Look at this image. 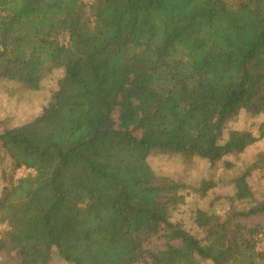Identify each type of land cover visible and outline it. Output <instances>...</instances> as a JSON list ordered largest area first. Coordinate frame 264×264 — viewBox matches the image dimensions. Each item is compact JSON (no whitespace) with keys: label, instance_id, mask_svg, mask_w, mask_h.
<instances>
[{"label":"trees","instance_id":"1","mask_svg":"<svg viewBox=\"0 0 264 264\" xmlns=\"http://www.w3.org/2000/svg\"><path fill=\"white\" fill-rule=\"evenodd\" d=\"M55 89L31 121L0 133L13 169L0 194V254L17 264H264L254 230L264 213L247 178L232 180L229 217L199 211L196 239L173 213L194 189L159 177L154 153L232 165L264 140L226 130L264 117V0H0V79ZM235 203L247 205L236 211ZM164 240L162 249L153 243ZM152 244V245H151Z\"/></svg>","mask_w":264,"mask_h":264},{"label":"rangeland","instance_id":"2","mask_svg":"<svg viewBox=\"0 0 264 264\" xmlns=\"http://www.w3.org/2000/svg\"><path fill=\"white\" fill-rule=\"evenodd\" d=\"M238 1V0H237ZM61 75L59 70L48 75L39 91H30L23 85L0 79V133L5 129L19 127L36 117L48 100L50 93L55 89L56 80ZM264 119L263 116L254 117L248 113L241 112L236 118L226 124V130H245L257 135L259 124ZM264 154V140H261L245 150L241 155L228 156L224 161L232 165L230 170H226L223 163L217 164L213 169L204 160L195 158L186 162L178 155L166 153L151 154L147 161L152 170L163 178H168L176 182L184 183L194 189L199 188L202 181L212 182L214 188L208 191L202 198L199 194L190 191L185 196L184 202L173 213L171 221L181 223L185 230L198 240H203L206 236V228L196 225L195 219L199 211L212 213L219 223L225 221L230 215V200L234 195L232 180L241 175L257 159L258 155ZM24 168L13 169L12 161L0 149V194L2 189L11 179H18L30 173ZM257 203L264 202V179L260 171H253L247 178ZM236 211H242L247 205L235 203ZM246 230L257 232L255 239L259 251L264 248V213L250 218L235 219ZM247 234V233H246ZM152 245V244H151ZM164 240L153 243L154 249L164 248ZM195 264H212L194 258ZM0 264H17V259L13 253L0 254ZM50 264H66L61 262L57 256H53ZM175 264H187L179 261Z\"/></svg>","mask_w":264,"mask_h":264},{"label":"built area","instance_id":"3","mask_svg":"<svg viewBox=\"0 0 264 264\" xmlns=\"http://www.w3.org/2000/svg\"><path fill=\"white\" fill-rule=\"evenodd\" d=\"M2 231H3V226L0 225V235H1Z\"/></svg>","mask_w":264,"mask_h":264}]
</instances>
